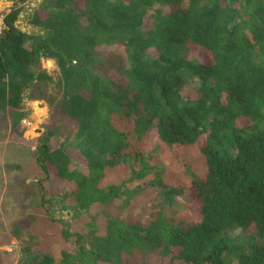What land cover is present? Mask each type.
<instances>
[{
    "label": "trees",
    "instance_id": "trees-1",
    "mask_svg": "<svg viewBox=\"0 0 264 264\" xmlns=\"http://www.w3.org/2000/svg\"><path fill=\"white\" fill-rule=\"evenodd\" d=\"M18 13L0 26V110L14 127L30 83L49 78L41 58L54 59L51 117L72 134L38 138L29 175L59 258L39 243L19 264H264V0H42L32 34ZM159 145L203 161L160 177ZM140 188L153 190L148 211L129 212ZM52 194L71 217L46 215Z\"/></svg>",
    "mask_w": 264,
    "mask_h": 264
},
{
    "label": "rangeland",
    "instance_id": "rangeland-1",
    "mask_svg": "<svg viewBox=\"0 0 264 264\" xmlns=\"http://www.w3.org/2000/svg\"><path fill=\"white\" fill-rule=\"evenodd\" d=\"M42 0H0V26L3 16L11 9L19 10L17 23L21 30L27 33H37L39 29L29 23L32 11ZM163 11L166 6L161 7ZM30 41L27 42V45ZM102 49V47H100ZM104 50L115 46L103 47ZM40 69L49 76L44 81L30 83V89L24 93L22 112L24 116L11 125V117L7 110H0V264H19L22 248L29 246L33 252L40 243L43 250L55 258H59L61 239L58 236V225L44 221V212L38 207L40 201L36 182L29 178L38 138L48 135L51 147L69 140L71 134L69 121L51 117V107L61 95L59 72L54 59L41 58ZM197 83L187 78L184 92ZM34 96L37 99L30 98ZM43 105L40 106L39 104ZM67 127H63V126ZM158 146V145H157ZM150 152V164L155 166L160 177L167 178V173L177 171L183 161L201 164L202 155L195 146H187L184 156L173 157L171 152L159 145ZM73 162L78 163L80 155L77 151L69 150ZM120 178V175L117 174ZM117 178V177H116ZM137 182L131 183L130 190L138 188ZM153 198V190L140 188V191L130 197L129 212L136 210L146 213ZM75 211L70 207L63 195H51V201L46 213L53 218L68 219ZM85 216H81L83 221ZM75 220V219H74ZM76 223V221H75ZM79 225V224H78ZM50 228V230H49ZM239 229L229 230L225 234L229 238H238L244 234ZM233 259V258H232Z\"/></svg>",
    "mask_w": 264,
    "mask_h": 264
},
{
    "label": "water",
    "instance_id": "water-1",
    "mask_svg": "<svg viewBox=\"0 0 264 264\" xmlns=\"http://www.w3.org/2000/svg\"><path fill=\"white\" fill-rule=\"evenodd\" d=\"M39 105H40V106H42L43 104H42V103H40Z\"/></svg>",
    "mask_w": 264,
    "mask_h": 264
}]
</instances>
